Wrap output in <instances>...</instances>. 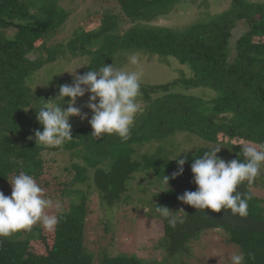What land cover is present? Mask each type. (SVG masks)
I'll list each match as a JSON object with an SVG mask.
<instances>
[{"label": "trees", "instance_id": "obj_1", "mask_svg": "<svg viewBox=\"0 0 264 264\" xmlns=\"http://www.w3.org/2000/svg\"><path fill=\"white\" fill-rule=\"evenodd\" d=\"M63 1L0 0V183L10 185L16 175L25 172L43 189L48 188L49 182L41 181L44 163L38 154L43 147L35 145L33 133L37 125L30 110L33 95L26 83L31 74L61 53L82 55L85 46L97 41L101 47L86 71L99 70L113 54L132 50L142 57H159L168 63L174 58L178 66L190 68L191 76L140 88L144 110L137 115L138 123L132 127L129 140L121 142L114 134L97 138L87 133L78 143L66 141L63 148L82 145L79 151L84 157L71 167V177L66 174L67 167H57L59 176L50 177L56 183L63 180L58 182L61 193L53 196L60 203L66 198L69 207L56 213L61 219L50 241L44 240L40 232L37 244L27 238H0V264H142L136 256H112L106 246L90 250L84 244L89 196L73 189V185L88 184L100 204H114L129 190L134 175L141 169L160 168V178L174 171V163L163 157L165 151L174 153L168 146H177L173 139L178 133L208 144L198 148L196 158L214 147H222L217 154L220 158L243 160L241 140L264 143V0H231L223 13H198L191 24L187 23L190 17L183 21L178 17L176 24L182 25L179 29L148 23L173 12L175 7L163 15L149 13L164 0H116L121 15L105 14L96 30L79 29L71 40L46 48V40L58 35L69 18L68 11L60 6ZM33 52L45 56L32 60ZM198 87L211 89L216 96L206 100L190 94L189 88ZM84 132L87 131L81 134ZM153 141L159 142L153 151L150 148L142 153L138 149ZM109 155L113 159L109 169H105L100 163ZM190 162L192 157H187L185 164ZM65 175L68 181L63 179ZM169 181L172 186L160 193L157 205L169 209L175 204L185 205L177 199L182 195L179 184L170 177ZM256 183L255 179L250 185ZM244 185L245 194L250 197L248 216L259 220L264 216V200L252 197L247 192L250 185L246 181ZM185 206L187 212L175 227L164 223L170 254L185 251V243L197 233L199 236L202 231L222 228L230 232L227 242L245 253V264H264V232L248 233L216 225L200 210ZM249 252L254 253V260L248 258Z\"/></svg>", "mask_w": 264, "mask_h": 264}, {"label": "rangeland", "instance_id": "obj_2", "mask_svg": "<svg viewBox=\"0 0 264 264\" xmlns=\"http://www.w3.org/2000/svg\"><path fill=\"white\" fill-rule=\"evenodd\" d=\"M246 1H251L252 3L263 2V0ZM189 2L191 3L187 4ZM229 3H231V0H164L160 6L151 9L149 13L154 12V15H163L166 12L169 13L175 7L173 12L165 14L166 18L154 19L148 23L151 25L168 24L162 27L179 29L182 25L179 26L176 24L178 17L181 21L184 18L190 17L187 23L191 24L198 18V13L208 14L210 16L221 14L226 10ZM60 6L68 11L69 18L65 26L58 32V35L46 40V48L71 40L70 38L74 32L79 29H84L86 32L96 30L99 26V20L105 14H122L116 0H64ZM125 27L122 29L124 30ZM236 35L239 37L240 33L236 32ZM97 44L98 42L96 41V43L93 42L90 46H85L87 49L82 55L73 56L69 53H61L54 60L44 64L28 77L26 86L32 90L33 102L30 110L32 120L34 122L36 121V130L42 129L36 120V111H39L45 102L57 97L60 85L73 83L72 73L75 72V74L83 75L86 72L92 56L101 47L100 42ZM133 53H136V51L122 50L120 53L113 54L105 65L112 64L118 69L141 72V87L165 84L171 82V80L182 77L189 78L191 76L190 68L187 65L184 67L178 66L177 63L179 62L174 58H171L173 60L168 63L159 57L148 58L139 55L140 63L138 65H131L128 57ZM38 56H45V54H39L38 52L30 54L32 60ZM189 89L190 94L206 100L216 96V93L208 88L198 87ZM88 96L89 94L86 93L83 97L77 98L74 105L81 109L82 114L87 113V119L81 120L79 117L69 118L73 138L70 140L72 141L71 143H78V139L82 135L92 133V129L88 123V119L91 118L92 113L86 106ZM68 99L67 97L64 98L65 106L67 105ZM55 102L64 106L60 100ZM136 123H138L137 118L134 124ZM83 131L87 132L81 134ZM173 140L177 143V146H168V149L174 153H167L165 151L164 153L166 155L163 158H169L174 163L172 166L174 170L177 169V164L175 160L171 159L172 157L175 159L181 152H187L189 149H192L187 153H182L178 158H184L185 156L193 158L200 146L208 145L200 141L197 137L186 133H178L174 136ZM66 144L65 142L57 146L59 149H54L56 147L45 148L43 146H37L43 147L38 154V157L44 163V176L41 178V181L49 182L48 188L44 189V195L54 202L59 201L57 198L55 200L54 196L61 193L62 188L58 182L62 183L63 180L60 179L57 183L55 180L52 182L53 178L50 175L54 174V176H59L60 170L57 167L61 169L67 167L69 171L66 174L71 177L70 172H74L71 167L77 165L80 162L79 160H82L84 157L79 151L82 149V145H78L74 149L63 148L62 146H66ZM160 144L162 146L161 141ZM158 146L159 142L153 141L140 146L138 149L142 150L141 152L143 153L149 152L150 148L153 151ZM114 152L115 148L112 149V153ZM104 158L100 164L105 169H109L110 162L113 158L111 155L104 156ZM91 163L96 164L93 160ZM158 172H161V169L157 167H153L151 170L141 169L134 175L135 181L131 183L129 190L114 204L108 202L100 204L93 189L89 187L90 189L88 190V184L79 185L78 183H74L73 189H79V191L85 194L88 193L86 195L89 196V215L86 222L84 244L90 250H96L98 247L102 248L106 246L108 254L112 256H136L141 260L142 264H229L228 257L234 252H238V248L227 242L230 232L222 228L202 231L199 236L197 233L189 242L185 243V251L175 252L174 254L169 253L170 242L166 241V235L164 233V223H168V220L159 216L154 211L152 213H144L143 209H139V205L141 204L154 209V204L157 205L160 193L172 186L169 181L166 187L162 179L158 176ZM65 177L67 178L66 175ZM66 178L63 179L68 181L69 179ZM256 180V186L250 185L247 187V192L252 197L264 200V164L261 165V174ZM258 183L263 187H260ZM0 192H3L6 196H10V185L0 183ZM61 205L62 211H66L67 207H69V201L65 198L62 200ZM170 210L177 212L175 213L177 220L181 221L187 209L185 205L175 204ZM180 210H183V212H179ZM49 214H56L55 209L49 210ZM258 219L264 222V216L258 217ZM104 222L105 225L103 227L102 223ZM92 229L96 230L93 231ZM39 232L44 240H51L53 231H47L39 224L34 225L30 231L19 230L9 237L27 238L30 241H36L37 244L41 239L38 238Z\"/></svg>", "mask_w": 264, "mask_h": 264}, {"label": "clouds", "instance_id": "obj_3", "mask_svg": "<svg viewBox=\"0 0 264 264\" xmlns=\"http://www.w3.org/2000/svg\"><path fill=\"white\" fill-rule=\"evenodd\" d=\"M128 61L131 65H138L139 54H131ZM72 74L73 83L60 85L57 97L48 100L39 111H36V120L42 131H34L35 145L52 148L73 139L69 118L87 119V113L82 114L81 109L74 106L76 99L86 93L89 94L86 106L92 113L88 119L92 129L91 136L101 138L104 134H114L121 142L129 140L136 116L144 110L139 99L142 95L140 91L142 73L118 69L112 64H103L99 70H88L83 75L75 72ZM65 97L69 98L66 106ZM57 100L62 101L64 106L57 104L55 102ZM240 144L243 160L225 161L220 158L217 154L222 147L205 151L203 157L199 159L194 156L190 163L192 183L196 190L185 191L177 197L178 201L202 212L208 209L213 213H219L224 209L225 212L230 210L228 215L231 217H247L250 197L242 195L236 189L237 185H244L245 181L249 185L252 184L261 174V165L264 164V143L256 144L253 141L241 140ZM190 150L192 149L187 152ZM187 152H181L172 159L176 161L177 171L171 178L174 179L183 173L187 157H178ZM161 179L167 187L169 178ZM9 184L10 196L0 192V238L9 237L19 230L30 231L37 224L47 231H54L61 217L49 214V210L61 212V203L47 198L44 195L45 190L35 178L25 172H20ZM154 205L153 209L141 204L139 209H143L144 213L154 211L167 219L169 226L175 227L178 222L175 215L177 212H172L165 206ZM247 256L249 259H255L254 253L249 252ZM228 260L229 264H245V253L234 252Z\"/></svg>", "mask_w": 264, "mask_h": 264}, {"label": "water", "instance_id": "obj_4", "mask_svg": "<svg viewBox=\"0 0 264 264\" xmlns=\"http://www.w3.org/2000/svg\"><path fill=\"white\" fill-rule=\"evenodd\" d=\"M204 153H201L197 159L202 158ZM168 171L164 177H172V174L176 172ZM173 179V178H172ZM192 173H191V163L183 165V173L174 178V180L179 184L181 193L183 194L185 191H195L196 186L192 183ZM245 186L244 185H237L236 191L240 192L242 195L245 194ZM235 194V193H233ZM194 209V208H193ZM201 211V210H200ZM202 212V211H201ZM204 216L211 222L215 223L216 225L220 226H227L230 228H234L237 230L245 231L248 233L254 232H264V222L252 219L251 217H231L228 215L230 210L225 212L224 209L221 210L219 213H213L208 209H204L203 212Z\"/></svg>", "mask_w": 264, "mask_h": 264}]
</instances>
